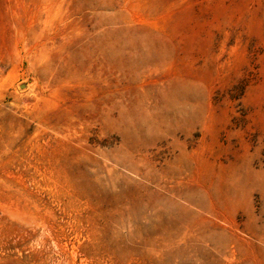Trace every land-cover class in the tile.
<instances>
[{
	"label": "rangeland",
	"instance_id": "374dc122",
	"mask_svg": "<svg viewBox=\"0 0 264 264\" xmlns=\"http://www.w3.org/2000/svg\"><path fill=\"white\" fill-rule=\"evenodd\" d=\"M0 264H264V0H0Z\"/></svg>",
	"mask_w": 264,
	"mask_h": 264
}]
</instances>
